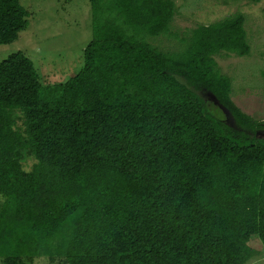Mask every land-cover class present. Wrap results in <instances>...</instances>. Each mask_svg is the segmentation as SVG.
Wrapping results in <instances>:
<instances>
[{"label":"trees","instance_id":"obj_1","mask_svg":"<svg viewBox=\"0 0 264 264\" xmlns=\"http://www.w3.org/2000/svg\"><path fill=\"white\" fill-rule=\"evenodd\" d=\"M90 3L93 39L69 80L43 85L22 51L0 62V258L247 264L254 236L264 247V121L215 60L250 53L244 16L163 51L147 38L169 31L173 0ZM29 16L0 0V45Z\"/></svg>","mask_w":264,"mask_h":264},{"label":"rangeland","instance_id":"obj_2","mask_svg":"<svg viewBox=\"0 0 264 264\" xmlns=\"http://www.w3.org/2000/svg\"><path fill=\"white\" fill-rule=\"evenodd\" d=\"M175 14L167 33L149 36L148 41L163 51H179L200 25L242 14L250 53L240 56L221 51L215 55L220 72L232 80L231 97L244 112L264 121V0H173ZM30 13L28 28L19 38L0 45V62L22 51L35 64L43 85L69 80L84 65V50L92 38L90 0H21ZM19 125L22 121L19 120ZM264 137V132L259 133ZM30 169L34 158L26 156ZM258 253L247 264H264V247L254 236L250 242ZM0 264L4 260L0 258ZM26 264H64L47 257Z\"/></svg>","mask_w":264,"mask_h":264}]
</instances>
